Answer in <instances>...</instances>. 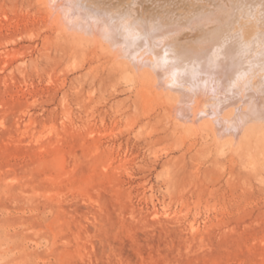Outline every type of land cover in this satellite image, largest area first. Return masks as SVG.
I'll list each match as a JSON object with an SVG mask.
<instances>
[{
  "label": "rangeland",
  "instance_id": "374dc122",
  "mask_svg": "<svg viewBox=\"0 0 264 264\" xmlns=\"http://www.w3.org/2000/svg\"><path fill=\"white\" fill-rule=\"evenodd\" d=\"M48 6L0 0V264H264L263 131L175 124Z\"/></svg>",
  "mask_w": 264,
  "mask_h": 264
},
{
  "label": "bare ground",
  "instance_id": "6f19581e",
  "mask_svg": "<svg viewBox=\"0 0 264 264\" xmlns=\"http://www.w3.org/2000/svg\"><path fill=\"white\" fill-rule=\"evenodd\" d=\"M45 1L73 40L166 91L175 124L207 123L220 145L264 133V0Z\"/></svg>",
  "mask_w": 264,
  "mask_h": 264
}]
</instances>
